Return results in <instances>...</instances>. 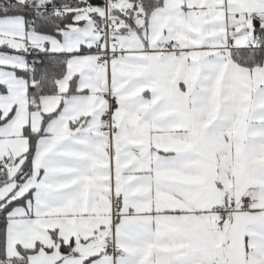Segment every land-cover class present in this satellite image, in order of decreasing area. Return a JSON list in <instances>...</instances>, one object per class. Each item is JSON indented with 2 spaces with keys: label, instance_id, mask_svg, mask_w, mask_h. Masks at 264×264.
I'll list each match as a JSON object with an SVG mask.
<instances>
[{
  "label": "snow or ice",
  "instance_id": "obj_1",
  "mask_svg": "<svg viewBox=\"0 0 264 264\" xmlns=\"http://www.w3.org/2000/svg\"><path fill=\"white\" fill-rule=\"evenodd\" d=\"M0 264H264V0H0Z\"/></svg>",
  "mask_w": 264,
  "mask_h": 264
}]
</instances>
